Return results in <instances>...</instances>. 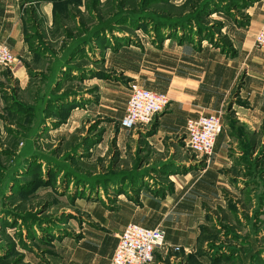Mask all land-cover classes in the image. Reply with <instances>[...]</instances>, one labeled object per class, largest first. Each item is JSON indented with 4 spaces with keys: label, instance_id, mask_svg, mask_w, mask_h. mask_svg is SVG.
<instances>
[{
    "label": "rangeland",
    "instance_id": "374dc122",
    "mask_svg": "<svg viewBox=\"0 0 264 264\" xmlns=\"http://www.w3.org/2000/svg\"><path fill=\"white\" fill-rule=\"evenodd\" d=\"M258 1L211 0L195 9L189 0H70L69 16L57 13L62 30L51 32L36 30L35 7H28L29 27L52 56L28 68L26 89L17 79L0 83L7 102L0 112V264H51L86 230H110L91 204L115 216L119 195L138 202L140 188L150 185L154 194L170 192L171 174L206 164L188 152L187 168L170 160L158 165L164 160L147 138L121 127L138 61L127 46L150 48L179 36L198 46L216 40L233 56L227 25H241ZM231 102L220 112L231 137L226 172L237 190L207 207L198 246L180 264H264V123L241 121V106ZM76 108L82 116H73Z\"/></svg>",
    "mask_w": 264,
    "mask_h": 264
},
{
    "label": "crops",
    "instance_id": "0c3cea01",
    "mask_svg": "<svg viewBox=\"0 0 264 264\" xmlns=\"http://www.w3.org/2000/svg\"><path fill=\"white\" fill-rule=\"evenodd\" d=\"M68 1L0 0V42H5L18 59L12 66L1 70L0 83L8 78L10 81L17 79L22 89H26L31 78L28 68L31 70V65L45 64L51 59L47 45L40 38H35V32L29 27L28 7H35L36 30L41 26L39 32L43 28L46 32L61 31L57 13L62 11L69 16L71 7L64 6ZM249 13V24L231 22L227 25L237 49V54L230 57L208 40L198 46L186 39L181 41L179 36L166 38L162 45L150 48L127 46L126 51L134 53L138 59L136 74L133 75L136 82L153 91L166 93L170 98L168 107L156 116L150 126L126 128L146 137L157 149L164 160L158 165L170 160L187 168L191 163L185 156L188 152L193 153L186 144L185 127L189 117L220 112L232 101L231 106H241L237 108L241 121L253 128L264 123V50L254 43L257 31L264 25V0L255 2ZM86 44L82 41L75 50ZM117 53L122 54V48ZM105 58L109 61L110 54ZM138 63H141L139 68ZM238 83L240 87L234 89ZM125 95L120 120L125 114L128 94ZM6 105L0 92V112L6 109ZM85 106L87 108L83 110L90 111L94 106L93 100ZM77 109L72 111L73 116H82ZM230 143L231 137L224 125L209 161L206 159L204 166L171 174L173 190L170 192L166 190L157 195L153 193V185L143 186L138 202L121 194L117 197L120 208L115 216L96 203L91 204L94 218L110 230H86L51 264H110L118 236L129 222L165 230L166 244L156 249L152 264L182 263L184 256L198 246L200 226L207 207H218L228 191L237 190V185L232 183L226 172L233 164L229 154ZM112 222L113 226L110 225Z\"/></svg>",
    "mask_w": 264,
    "mask_h": 264
},
{
    "label": "built area",
    "instance_id": "2783aa9c",
    "mask_svg": "<svg viewBox=\"0 0 264 264\" xmlns=\"http://www.w3.org/2000/svg\"><path fill=\"white\" fill-rule=\"evenodd\" d=\"M254 41L256 47L264 50V25L257 31ZM16 62L17 58L11 48L5 42H0V72L4 67H10ZM169 103L168 94L132 82L129 84L125 114L120 120V125L128 129L146 127ZM185 128L188 148L208 160L214 153L217 137L224 129L222 113L189 117ZM118 237L110 264H152L156 249L166 244L163 228L147 227L135 222H129ZM175 249L179 250V247Z\"/></svg>",
    "mask_w": 264,
    "mask_h": 264
},
{
    "label": "trees",
    "instance_id": "16d2710c",
    "mask_svg": "<svg viewBox=\"0 0 264 264\" xmlns=\"http://www.w3.org/2000/svg\"><path fill=\"white\" fill-rule=\"evenodd\" d=\"M23 2L26 1V0H22ZM189 2L192 4L191 7H194L195 9H199V8H203V9H207L209 7V4L211 3V0H189ZM236 8H241L239 6H237ZM198 13V12H197ZM210 12L207 13V15L209 14ZM169 15L171 16H175L177 15V13L173 12V11H170L169 12ZM204 16H201V17H205V14H203ZM249 16L248 15H244V20L243 22H239L241 25H247L248 22H249ZM179 27V26H178ZM186 38L184 37H181L180 40H185ZM216 46L218 47H224L223 44L221 43H217L216 40L213 42ZM228 44V43H227ZM230 46V45H229ZM234 52V50H233Z\"/></svg>",
    "mask_w": 264,
    "mask_h": 264
}]
</instances>
